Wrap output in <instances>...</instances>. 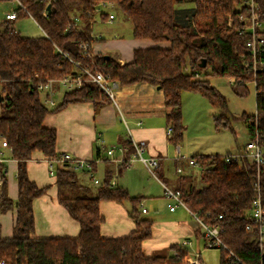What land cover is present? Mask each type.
<instances>
[{
  "label": "trees",
  "instance_id": "1",
  "mask_svg": "<svg viewBox=\"0 0 264 264\" xmlns=\"http://www.w3.org/2000/svg\"><path fill=\"white\" fill-rule=\"evenodd\" d=\"M19 1L23 6L15 7L16 19L0 20V138L12 150L18 164L17 199L9 195L7 168L0 164L3 182L0 213L16 211L9 237L2 235L0 224V259L11 258L14 264H185V252L180 257L144 253V241L152 235V220L142 217L138 210L141 197L131 196L123 187L112 186L111 174L92 194L91 188L81 184L73 170L57 167L58 200L79 221L80 232L76 237L36 235L33 200L47 188L30 179L28 161L36 150L49 158L58 156L57 132L44 124L46 116L70 103L88 101L98 108L103 101L110 100L98 86L87 82L65 92L61 103L51 110L43 103L38 85L49 78L60 79L75 73L72 61L64 53L93 70L109 73L121 84L155 85L164 93L168 109L166 123L172 127L169 140L177 146L185 130L182 91L198 92L218 106L221 113L214 118L216 128H230L226 96L203 78L201 71L235 77L233 89L237 95H247L250 84L255 88L256 113L241 118L245 120L249 137L258 133L264 147V70L254 72L246 67L243 57L247 54L246 35L239 33L243 26L240 15L250 14L246 0H51L50 10L46 0ZM102 1L115 4L132 22L133 37L148 38L155 43L170 41V47L137 48L133 60L123 64L103 54H95L91 60L82 58V44H92L95 40L92 25L96 5ZM255 3L261 23L264 0ZM22 16L32 17L42 34L23 35L17 30L16 21ZM229 17L233 19L232 26L228 25ZM223 156L216 153L192 157L201 167L200 185L183 174L174 189L181 191L190 210L223 228L222 239L240 260L229 259V250L222 248L221 264H264L257 234L246 229L252 221L250 212L257 183L264 202V163L258 170L248 161L227 163ZM157 176L166 183L160 174ZM102 200H128L136 229L124 237L103 236Z\"/></svg>",
  "mask_w": 264,
  "mask_h": 264
},
{
  "label": "crops",
  "instance_id": "2",
  "mask_svg": "<svg viewBox=\"0 0 264 264\" xmlns=\"http://www.w3.org/2000/svg\"><path fill=\"white\" fill-rule=\"evenodd\" d=\"M3 3L8 4V1H3ZM190 5L192 6V4ZM9 6L12 5L9 4ZM183 7L187 6L183 5ZM13 8L15 7H11L9 11ZM106 8L99 12L101 14L104 11L105 14L100 16V19L95 17L92 25V37L95 40L91 44V48L94 54L108 55L123 64L133 60L134 50L137 48L170 47V41L155 43L148 38H135L133 35L125 38L119 29V26L123 28V25H117L115 27L117 29L114 27L102 28L97 33L95 23L98 20H103L104 24H111L117 18L115 11L109 10L111 7ZM109 13H114L113 19H108ZM121 21L124 22V25L128 24L125 22H131L127 19ZM132 30L133 25H131ZM115 85V100L103 101L98 108L93 102H74L48 113L44 124L54 128L57 132V154L68 152L92 163L93 173L99 180L98 184L92 181L88 170H73L79 182L91 188L92 194L111 174L112 186L123 187L131 196L141 197L138 210L141 211L142 217L152 220V235L144 241L146 255H173L174 249L171 246L175 244L178 246L185 239L190 241V244L185 247L189 253L201 252L205 247L206 239L196 220L190 211L182 205L176 206L174 210L169 208L168 204L171 201L165 196L164 185H171L172 188L178 187L180 184L178 178L183 174L188 175V179L197 185L200 182L194 181H198L200 172L197 174L195 169L200 168L201 171V167L198 164H191L190 159L195 155L218 152H208L210 151L208 148L192 154L191 157H186L182 153L183 143H180L172 154V143L169 140L170 135H168L170 125L166 123L168 109L163 91L148 82L121 84L115 81ZM67 91L70 90L64 87L59 88L56 96L60 93V99L57 100L55 96L56 105L49 106L51 110L61 103L63 95ZM181 102L185 125H188V110L195 111L199 116L207 111L209 106L204 97L189 90L182 91ZM130 137L136 141H146V156L159 157L158 172L166 181L164 183L154 176L158 180L154 182L161 188L158 192L160 194L153 192V185L146 181L145 174L149 170L145 164L139 160L128 162L135 152ZM0 145L6 158L4 164L7 168L8 192L13 199H17L18 164L13 158L12 150L3 139H0ZM110 148H113L112 154L107 152ZM228 151L230 152V150ZM238 151L241 149L235 150V152ZM49 159L41 151L36 150L28 161L30 179L39 187L47 188L42 196L33 200L36 235L46 238L76 237L80 232V223L58 200L56 169L61 165L55 162V172L51 174ZM172 160L176 165L174 174L170 172ZM62 166H67L72 170L67 164ZM178 168H181L182 171L179 172ZM2 184L0 177V191ZM130 208L131 203L128 200L123 202L102 200L100 210L105 218L101 226L102 235L124 237L133 232L136 229V222L129 214ZM143 208H146L145 212H143ZM15 218V209L0 213V224L4 237H9L12 234Z\"/></svg>",
  "mask_w": 264,
  "mask_h": 264
},
{
  "label": "built area",
  "instance_id": "3",
  "mask_svg": "<svg viewBox=\"0 0 264 264\" xmlns=\"http://www.w3.org/2000/svg\"><path fill=\"white\" fill-rule=\"evenodd\" d=\"M51 0H46V3L49 4ZM16 5L23 6L19 0H12ZM245 3L250 7L249 16L240 15V19L242 21L243 26L239 29L240 34H245V43L247 47V54L243 55L245 57L244 64L250 70L254 72L264 70V30L261 28V23L257 19L256 13V3L255 0H246ZM112 7L111 2H100L96 5V11L101 12V7ZM114 13L108 14V19L114 18ZM17 17V13L15 8L11 9L5 14L4 20H15ZM229 26L233 25L232 17H229ZM64 55L69 58L74 67L75 73L64 76L60 79L49 78L44 82L39 83L38 90L40 92L43 103L46 106H54L56 105L55 96L60 87L67 88L69 90L80 88L84 83H92L98 86L102 91H104L111 100H115V81L111 78L109 73H104L102 71L93 70L91 66L88 64L81 63L69 57L67 54ZM81 55L82 58L85 59H93L95 54L92 51L91 44L83 43L81 46ZM235 81V77H230V82L233 83ZM172 127L168 128V135L171 136ZM1 139V138H0ZM132 144L134 146L135 152L128 159L129 163H132L134 160L142 161L145 166L148 168L149 172L158 178L157 169L160 166V159L156 156H146L145 151L147 147L146 141H136L132 137H130ZM108 154L113 153V148L107 150ZM223 159L230 163L234 160H237L240 164H244L245 161H248L250 164H254L257 166L258 170L260 166L264 163V147L260 142L259 134L257 133L255 137L249 138V141L245 145L244 149L234 153H228L223 156ZM6 161L5 154L0 145V164ZM57 162L60 165L67 164L72 170H88L90 174V178L95 184L99 183V180L96 178L93 173L92 163L88 160L81 159L75 157L71 153L64 152L61 155H58L56 158L49 159V171L51 174H54L55 167L54 163ZM191 164H196V160L191 158ZM178 171L181 172L182 169L178 168ZM159 179V178H158ZM165 196L171 201L168 206L171 210H174L176 206L182 205L187 208L194 219L196 220L201 233L206 239V248L216 247L219 249H228L229 247L224 242L221 237V233L223 228L219 224H211L206 222L203 218L197 215L194 211L190 210L184 200L182 199V193L180 190H176L168 185H164ZM257 194L255 195L252 203V208L250 212L251 222H249L246 226V229L249 232H255L258 237V241L260 244V249L264 252V202L261 197L260 187L257 183L256 186ZM143 212L146 211V208L142 209ZM190 244V241L185 239L183 240L177 247L174 249L173 255L176 257H180L181 252H185V261L189 264H205L202 259V251L189 253L186 250V246ZM230 257L236 258L240 260L239 257L230 251ZM14 260L11 258H1L0 264H14ZM20 264V263H16ZM24 264V263H22Z\"/></svg>",
  "mask_w": 264,
  "mask_h": 264
},
{
  "label": "rangeland",
  "instance_id": "4",
  "mask_svg": "<svg viewBox=\"0 0 264 264\" xmlns=\"http://www.w3.org/2000/svg\"><path fill=\"white\" fill-rule=\"evenodd\" d=\"M9 4L12 6H9ZM187 6L191 7V5L189 4ZM11 7H16L15 3H12V1H8V4L3 3V1H0V20L5 18V14L9 11ZM238 8L239 6H237V9ZM101 9L106 10L107 8L102 6ZM109 10L115 11L117 15L116 20L111 24H104L103 20H98V22L95 23V31L98 33L102 28H115L117 25H123V28L119 26L121 34H123L125 38L132 37L131 22H125L128 24L124 25V22L121 21L122 19H127V21L130 20H128V18L121 12V10L115 4L114 7H111ZM100 16L101 15L99 14V12H97L96 17L100 19ZM227 22L229 23V19ZM15 25L17 27V30H19L23 35H40L43 32L39 25L36 23V21L30 16H22L18 18ZM261 28L262 30H264V20L261 21ZM208 74H210L209 70L201 71V76L203 78L208 79L213 86H215L223 95L226 96L228 100V114L230 117L231 127L222 128L218 130L216 128L214 118L215 116L221 113V109L218 106L212 105L211 102L202 94L191 91L204 97L205 100L208 102L209 106L207 111H204L203 114L199 116L196 114L195 111L188 110V125L184 124L186 131H184L183 140L180 142L181 144L183 143L184 150L182 153L185 154L186 157H191L192 154H195L200 150L208 148L210 150L208 152H218L221 155H226L232 151V153H234L235 150H243L250 138L245 120L241 117L244 114L253 115L256 113V94L254 86L250 84L249 92L247 93V95L239 96L234 92V85L233 83H230V77L214 76ZM60 95L61 94L59 93L56 96L57 100L60 99ZM197 117L200 118L198 119ZM185 133H187V136H185ZM175 148L176 145L172 144V154L174 153ZM228 150H230V152ZM175 170L176 165L172 160L170 162V172L174 174ZM195 172H197L198 174L200 172V168H196ZM157 174L159 175L160 173L158 172ZM145 176L146 181L150 182V185H153V192H160L161 188L156 182H154L158 180L153 175H151L149 171L147 172V174H145ZM194 182H200L199 178L198 181ZM199 184L200 183H197V185ZM191 219L193 218L191 217ZM193 221L195 220L193 219ZM202 249V259L204 260L205 264H221V250L219 248H206L205 246Z\"/></svg>",
  "mask_w": 264,
  "mask_h": 264
},
{
  "label": "water",
  "instance_id": "5",
  "mask_svg": "<svg viewBox=\"0 0 264 264\" xmlns=\"http://www.w3.org/2000/svg\"><path fill=\"white\" fill-rule=\"evenodd\" d=\"M47 9L50 10L51 9V4L47 5ZM108 57V55H106ZM206 64L205 60L203 61V66ZM159 88V87H158ZM0 100H1V94H0Z\"/></svg>",
  "mask_w": 264,
  "mask_h": 264
}]
</instances>
